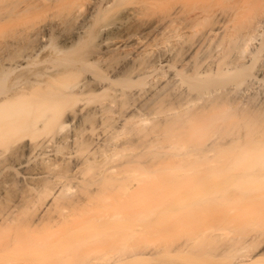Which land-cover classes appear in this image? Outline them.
Instances as JSON below:
<instances>
[{
    "label": "bare ground",
    "instance_id": "6f19581e",
    "mask_svg": "<svg viewBox=\"0 0 264 264\" xmlns=\"http://www.w3.org/2000/svg\"><path fill=\"white\" fill-rule=\"evenodd\" d=\"M47 9L86 14L0 56V264H264V0H0V26Z\"/></svg>",
    "mask_w": 264,
    "mask_h": 264
},
{
    "label": "rangeland",
    "instance_id": "374dc122",
    "mask_svg": "<svg viewBox=\"0 0 264 264\" xmlns=\"http://www.w3.org/2000/svg\"><path fill=\"white\" fill-rule=\"evenodd\" d=\"M50 10V11H49ZM47 9L45 12L48 14H45V12L44 11H41V12H39V11H37V12H29V13H23L24 14V16L23 15H21L20 17H19V13H17L16 14V16H11L12 17V19L13 18H15V17H17V18H15V20L13 19H11V17L9 18V20L11 19V21H5V22H7V23H5V24H1V26L3 27V28H1V26H0V32L1 33H3L2 35H3V37L0 35V38L2 39V41L0 40V48L2 47V50H0V56L2 57L3 56V54H4V56L2 57V58H4L5 59V57H7V55L9 54V56L11 55V57H15L16 56V58H19V56H22V54L21 53H23L24 51L25 52H27V50H29L30 48H32L33 46H34V44H36L37 42H38V40H37V33L39 32V30L41 31V27H42V32H44V30L46 29V28H49L50 29V32H47V37H46V41H45V44H47L48 46H49V48L51 49V51H53L54 52V50H55V52H56V49L58 50L59 49V47H60V45H61V43H62V38H63V35L65 34V35H70V33H73L72 31H74V29H75V26H76V24H77V21H79L80 22V20L81 19H79L81 16L80 15H82V17L81 18H83L84 17V15L86 14L85 13V11H84V13L83 12H80V13H82V14H79V16L77 15V16H75V17H77V20L75 21V17H69L68 19L64 16L65 14V12H63L62 10H61V12H63L62 14H61V16L59 15L60 14V11H58V10H60V9ZM16 11H18V10H14V12H13V14H15V12ZM53 11H55L54 13H52ZM56 11H58V17L61 19V25L60 26H58V27H55V26H57V25H55V21L53 22V20H56V19H59L58 17L56 18L55 17V19H54V16H57V14L55 15V13H56ZM38 13V14H37ZM26 14V15H25ZM40 14V15H39ZM53 16V18H52V16ZM64 14V15H63ZM18 15V16H17ZM27 15H29V17H27ZM34 15H36V17L34 16ZM39 15V16H38ZM63 15V16H62ZM38 16V17H37ZM45 16L47 17V18H45ZM49 16V17H48ZM61 17H63L64 19H62ZM20 18H23V19H21L20 20ZM31 18V19H30ZM42 18H43V20H42ZM66 18V19H65ZM73 18V19H72ZM18 19V20H17ZM27 19V20H26ZM29 19V20H28ZM52 19V20H51ZM73 20L74 22H72V21H70V20ZM79 19V20H78ZM37 20H38V22H37ZM50 20V21H49ZM13 21V22H12ZM15 21V22H14ZM65 21V22H64ZM69 21V22H68ZM9 22V23H8ZM12 22V23H11ZM18 22H19V24H18ZM42 22H45V24L44 23H42ZM72 22V23H71ZM79 22H78V24L77 25H79ZM14 23V24H13ZM36 23H37V25H36ZM52 23V24H51ZM53 23H54V27H55V29H54V27L52 26L53 25ZM12 24V25H11ZM27 24V25H26ZM14 25V26H13ZM40 25V26H39ZM64 25V26H63ZM37 26V27H36ZM39 26V27H38ZM45 26H47L46 28H44ZM49 26V27H48ZM6 27V28H5ZM14 27V28H13ZM23 27V28H22ZM30 27V28H29ZM36 27V28H35ZM61 27V28H60ZM77 27V26H76ZM22 28V29H21ZM44 28V29H43ZM64 28V29H63ZM74 28V29H73ZM19 31H18V30ZM4 30V31H3ZM7 32H6V31ZM14 30V31H13ZM46 31V30H45ZM56 31H58V32H56ZM60 31V32H59ZM62 31V32H61ZM68 31V32H67ZM4 32H5V35H4ZM28 32V33H27ZM68 33V34H66V33ZM100 32H102V30L101 31H99V32H97V33H99V34H101ZM33 33V34H32ZM34 33H35V35H34ZM61 33H62V36H61ZM39 34V33H38ZM99 34H97V36L99 37L100 35ZM30 36V37H29ZM33 36V37H32ZM48 38V39H47ZM6 40V41H5ZM37 40V41H36ZM15 41V42H14ZM3 44V45H2ZM7 44H8V49H7ZM2 45V46H1ZM12 45V46H11ZM31 45H32V47H31ZM17 46V47H16ZM26 46L28 47V48H26ZM5 47V48H4ZM15 47H16V49H18V50H16L15 49ZM23 47V48H22ZM19 48H20V50H19ZM49 48H48V51H50L49 50ZM6 51H5V50ZM27 49V50H26ZM22 50V51H21ZM96 50V49H95ZM4 51V52H3ZM20 52L21 51V53L19 54V56H18V54H17V52ZM7 52V53H6ZM14 52V53H13ZM18 52V53H19ZM3 53V54H2ZM12 53L14 54V55H12ZM7 54V55H6ZM123 55V56H122ZM18 56V57H17ZM124 54H120V56H116V60L115 61H120V60H122L123 58H124ZM1 57H0V59H1ZM13 57V58H14ZM120 57V58H119ZM3 59V60H4ZM0 62H2V59L0 60ZM262 83V82H261ZM261 83H258V84H253L251 87H250V89L249 90H251V92L253 91V93H251L250 94V91L249 90H247V92L249 91V96H252V94L253 95H255L254 96V98L256 99L257 98V100L255 101V102H260V100H258V98H260V97H263V95L261 96V94H264V92L262 93L261 92V90L263 89L261 86L263 85V83L261 84ZM258 85H260L259 87H258ZM264 86V85H263ZM263 91H264V89H263ZM246 92V93H247ZM256 92V93H255ZM257 92H259V93H257ZM256 94H258V95H256ZM247 95V94H246ZM260 95V96H259ZM247 97V96H246ZM249 98V97H248ZM253 98V99H254ZM263 100H264V97L262 98ZM261 99V100H262ZM161 258V257H163V254L161 253L159 256H155L154 258ZM221 261H223V262H225L226 261V258H224V257H222L221 258Z\"/></svg>",
    "mask_w": 264,
    "mask_h": 264
}]
</instances>
